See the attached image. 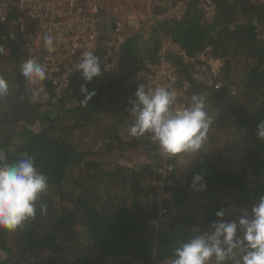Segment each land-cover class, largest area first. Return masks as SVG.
Here are the masks:
<instances>
[{
  "label": "trees",
  "instance_id": "1",
  "mask_svg": "<svg viewBox=\"0 0 264 264\" xmlns=\"http://www.w3.org/2000/svg\"><path fill=\"white\" fill-rule=\"evenodd\" d=\"M214 2L211 20L191 0L181 20L145 27L127 40L118 70L91 82L78 71L48 100H32L20 71L23 41L0 22V76L9 84L0 99V150L10 162L23 153L34 157L49 185L41 198L46 214L37 208L23 230L0 229V264H171L173 249L208 231L220 219L217 211H225V220L243 209L251 214L264 195V141L255 135L264 120V4ZM166 34L188 55L210 46L224 60V87L216 90L174 57L190 84L187 105L194 94L203 96L212 117L197 155L166 158L158 144L128 134L129 100L139 85L133 76L156 59ZM81 84L95 93L86 104ZM195 174L206 189L193 190Z\"/></svg>",
  "mask_w": 264,
  "mask_h": 264
},
{
  "label": "clouds",
  "instance_id": "2",
  "mask_svg": "<svg viewBox=\"0 0 264 264\" xmlns=\"http://www.w3.org/2000/svg\"><path fill=\"white\" fill-rule=\"evenodd\" d=\"M42 39L49 53L56 50L54 41L58 42V37L45 34ZM75 69L81 70L84 81L91 82L102 75L101 59L93 51H83ZM20 71L32 100H38V86L47 79L46 66L30 57L22 61ZM80 91L86 94L85 104L95 94L89 93L85 84L80 85ZM8 93V81L0 76V99H6ZM134 95L128 109L133 118L130 137L158 144L166 158L201 152L212 124L203 96L194 94L190 104L178 108L177 93L168 86L139 84ZM255 135L264 141V120L257 123ZM48 187V177L38 169L34 157L23 153L10 162L0 150V229L23 230L36 219L37 208L41 215L46 214L47 204L41 198ZM191 187L195 191L206 189L200 174L194 175ZM215 215L220 219L211 222L208 231L193 235L173 249L171 264H264V195L253 204L251 214L243 209L238 218L225 220L222 209Z\"/></svg>",
  "mask_w": 264,
  "mask_h": 264
},
{
  "label": "built area",
  "instance_id": "3",
  "mask_svg": "<svg viewBox=\"0 0 264 264\" xmlns=\"http://www.w3.org/2000/svg\"><path fill=\"white\" fill-rule=\"evenodd\" d=\"M191 0H0V22L22 39L26 55L44 64L47 79L38 86V100L61 95L69 86L83 51H93L101 59L102 75L118 70L122 45L143 28L158 23L172 24L185 15ZM234 1V0H232ZM264 4V0H250ZM208 20L216 13L214 0H197ZM16 7V8H14ZM58 37L56 50L49 53L43 35ZM174 57L191 68L194 78L207 87H224V60L207 46L193 56L163 35L155 60L137 69L133 80L150 87L168 86L177 93V107L187 105L190 84L178 72ZM163 172L164 170L161 169Z\"/></svg>",
  "mask_w": 264,
  "mask_h": 264
},
{
  "label": "rangeland",
  "instance_id": "4",
  "mask_svg": "<svg viewBox=\"0 0 264 264\" xmlns=\"http://www.w3.org/2000/svg\"><path fill=\"white\" fill-rule=\"evenodd\" d=\"M85 133H82L81 134V132L79 133V132H76V135H78V136H80V135H84ZM109 156V155H108ZM110 156H112V155H110ZM131 156H133V157H135V158H138V157H140L139 156V154H137V153H131ZM107 157V156H106ZM112 158V157H111ZM118 159H121V158H118ZM190 159H191V156H190ZM121 161H123V162H126V160H123V159H121Z\"/></svg>",
  "mask_w": 264,
  "mask_h": 264
}]
</instances>
